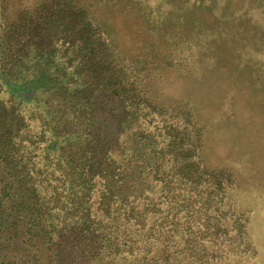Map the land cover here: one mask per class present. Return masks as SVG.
<instances>
[{
    "label": "trees",
    "instance_id": "16d2710c",
    "mask_svg": "<svg viewBox=\"0 0 264 264\" xmlns=\"http://www.w3.org/2000/svg\"><path fill=\"white\" fill-rule=\"evenodd\" d=\"M104 2L0 0V264L254 258L238 174L207 160L191 103L164 102L162 56L101 25Z\"/></svg>",
    "mask_w": 264,
    "mask_h": 264
},
{
    "label": "rangeland",
    "instance_id": "374dc122",
    "mask_svg": "<svg viewBox=\"0 0 264 264\" xmlns=\"http://www.w3.org/2000/svg\"><path fill=\"white\" fill-rule=\"evenodd\" d=\"M100 7L99 22L126 53L162 56L155 82L164 102L188 101L206 122L207 160L233 168L239 204L252 211L257 253L235 264H264V0H105Z\"/></svg>",
    "mask_w": 264,
    "mask_h": 264
}]
</instances>
